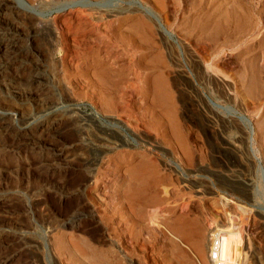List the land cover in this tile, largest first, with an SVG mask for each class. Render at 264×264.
I'll return each instance as SVG.
<instances>
[{"label": "rangeland", "instance_id": "374dc122", "mask_svg": "<svg viewBox=\"0 0 264 264\" xmlns=\"http://www.w3.org/2000/svg\"><path fill=\"white\" fill-rule=\"evenodd\" d=\"M24 2L0 113L36 132L0 126V264H264V0Z\"/></svg>", "mask_w": 264, "mask_h": 264}, {"label": "bare ground", "instance_id": "6f19581e", "mask_svg": "<svg viewBox=\"0 0 264 264\" xmlns=\"http://www.w3.org/2000/svg\"><path fill=\"white\" fill-rule=\"evenodd\" d=\"M206 1V0H205ZM155 2V1H154ZM208 2V1H207ZM206 2V3H207ZM212 2V1H211ZM177 3V2H176ZM149 4V3H148ZM156 4V3H155ZM164 4V3H163ZM222 5V4H221ZM82 6H86V7H91L92 5H90V4H82ZM184 6V5H183ZM93 7V6H92ZM183 8V7H182ZM206 8H207V6H206ZM205 8V9H206ZM224 8V7H223ZM214 9V8H213ZM145 10V9H144ZM188 10V9H187ZM238 11V10H237ZM150 12V11H149ZM148 11H146V16L145 17H149V19L153 22V23H155V21L156 22H158V24H160L159 23V20L157 19V17H153V15H152V13L150 14ZM188 12V11H187ZM204 12V11H203ZM210 12V11H209ZM208 12V13H209ZM236 11H231V10H229V11H227V12H225L224 13V15L225 16H222L221 18H219L217 21H221V23L223 22H229V19L232 17H234L235 18V16H236V13H235ZM219 13V12H218ZM222 13V12H221ZM111 14V13H110ZM243 14V13H242ZM259 14V13H258ZM186 15V14H185ZM240 16V15H239ZM20 17H22V18H20ZM25 17H26V19H25ZM37 17V15L35 14V13H33L32 11H30L29 9H28V7L26 6V4H25V2H24V0H0V25H2V24H7V26H9L10 25V27H12L13 29H11V30H15L16 32L18 31V28H19V26H20V24H22L23 22H22V19H25V20H27V21H31L32 22V20H34V18H36ZM159 17V16H158ZM246 18H248L250 21H251V19H252V15L250 14V15H247L246 16ZM257 18V17H256ZM262 18H263V14H259V18H258V21H257V23H256V25L253 27V29L254 30H257V29H260L261 27V22H262ZM155 20V21H154ZM212 20V19H211ZM232 20V19H231ZM234 21V20H233ZM22 22V23H21ZM209 22H210V20H209ZM241 22V21H240ZM27 23V22H26ZM30 23V22H29ZM34 23V22H33ZM207 23V22H206ZM212 23V22H211ZM251 23H252V21H251ZM204 24V23H203ZM226 24V23H225ZM224 24V25H225ZM235 24V23H234ZM156 26V25H155ZM158 26V25H157ZM207 26V25H206ZM223 26V25H222ZM251 26V25H250ZM21 27H22V25H21ZM161 27V26H160ZM234 27V25L232 26V28ZM238 27V26H237ZM244 27V26H243ZM239 28V27H238ZM245 28V27H244ZM210 29V28H209ZM224 30H226V27L224 28ZM245 30V29H244ZM253 30V31H254ZM234 31V30H233ZM35 32V31H34ZM202 32V31H201ZM228 32H226V34H227ZM201 34V33H200ZM225 34V33H224ZM233 34V33H232ZM245 34V33H244ZM257 34V33H256ZM161 35V34H160ZM202 35V34H201ZM201 35H199V36H201ZM237 35V34H236ZM240 36V35H239ZM263 36V35H262ZM8 37H10V36H8ZM12 37H13V35H12ZM233 37V36H232ZM170 38H172V35H170V34H163V35H161V40L162 41H164V40H170ZM217 38H219V36L218 35H214V36H206L205 34H204V36H202L201 37V39L202 40H213V39H217ZM227 38V37H226ZM229 38V37H228ZM227 38V39H228ZM262 38L263 37H261V39H260V42H262V41H264V40H262ZM229 40V39H228ZM233 40V39H232ZM234 41V40H233ZM254 41V40H253ZM2 42V41H1ZM172 42V41H171ZM200 42V41H199ZM223 42V41H222ZM238 42V41H237ZM244 42H246V41H244ZM251 43V42H250ZM19 44H21L20 43V40H18L17 38L16 39H13V40H11V41H7V42H3L2 44H0L1 46H0V51H3V52H7V51H9L10 49H17V50H19ZM163 44V43H162ZM243 46H244V44H243ZM264 47V46H263ZM12 50V51H13ZM262 51V50H261ZM9 52H11V50L9 51ZM13 52H15V51H13ZM242 52V51H241ZM12 53V52H11ZM244 53V52H243ZM233 54V53H232ZM8 55V54H7ZM261 56V55H260ZM263 56V55H262ZM16 58V57H15ZM9 64H11V63H9ZM19 69V68H18ZM1 70V69H0ZM33 79V78H32ZM34 80L36 81V82H38L37 80H36V78L34 77ZM31 81V84L33 85L34 83H32V80H30ZM36 84V83H35ZM42 87L41 85H38V87ZM41 90H42V88H41ZM48 95V94H47ZM49 98H50V96H49ZM48 98V99H49ZM46 99V98H45ZM49 100H51V99H49ZM49 100H48V102H49ZM43 102V101H42ZM45 102V101H44ZM47 102V101H46ZM45 102V103H46ZM46 105H44V106H42V108H41V111L39 110V113H43L44 114V112H45V110H46V108L44 109V107H45ZM50 108H55V104H51V106H50ZM61 108V107H60ZM60 108H58V107H56V109H55V111H54V113H53V115L51 116V118L50 119H52V120H54L55 122L57 121V120H55L56 119V117L59 115V113H57L58 112V110L60 109ZM50 110V109H49ZM51 111V110H50ZM38 113V114H39ZM49 113V112H48ZM18 114V116H19V118H20V120H21V123H22V126H24V127H17L16 125H14L13 124V122H12V115H14V114H11V113H9V112H3V113H0V126H2V127H4V129H6L7 130V132H9L10 133V135L12 136V138L14 139V140H20V138H22V136H25V135H30V136H34L33 134L36 132L34 129H31L28 125H30V123H34L33 121H35V120H33L34 118L35 119H37V117H35V116H33L31 113H28V112H22V109H21V112L20 113H17ZM49 114H51V113H49ZM48 114V115H49ZM46 115V114H45ZM44 115V116H45ZM37 116V115H36ZM243 119L247 122V124H249V127L251 128V131L253 130V127H252V124H251V122L249 121V119L248 118H246V117H243ZM31 120H33L32 122H30ZM54 121H50V123H49V125H48V127H45V125L43 126L42 125V127H40L39 129H38V131L40 130L43 134H50L53 130H54V127H52V125L53 124H55L54 123ZM46 124V123H45ZM31 126V125H30ZM250 128H249V131H250ZM36 129V128H35ZM35 131V132H34ZM41 134V133H40ZM43 134H41V135H43ZM29 138V137H28ZM27 138V139H28ZM33 138V137H32ZM30 140V139H29ZM1 238V237H0Z\"/></svg>", "mask_w": 264, "mask_h": 264}, {"label": "built area", "instance_id": "2783aa9c", "mask_svg": "<svg viewBox=\"0 0 264 264\" xmlns=\"http://www.w3.org/2000/svg\"><path fill=\"white\" fill-rule=\"evenodd\" d=\"M245 259H247V264H251V249L247 246L245 248ZM229 255L224 252V249L222 251H219L218 254H212L211 259L214 261V264H237L235 261V258L230 261L228 260Z\"/></svg>", "mask_w": 264, "mask_h": 264}]
</instances>
